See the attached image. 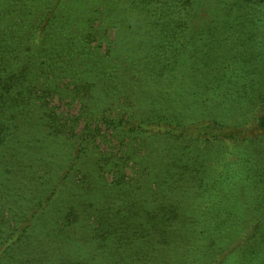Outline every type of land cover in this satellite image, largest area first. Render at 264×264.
Listing matches in <instances>:
<instances>
[{"label": "rangeland", "instance_id": "374dc122", "mask_svg": "<svg viewBox=\"0 0 264 264\" xmlns=\"http://www.w3.org/2000/svg\"><path fill=\"white\" fill-rule=\"evenodd\" d=\"M50 8L51 24L66 48L65 71L72 68L74 80H89L81 87L82 100L92 97L88 103L107 117L124 111L125 103L133 104L127 107L131 113L148 111L155 77L144 89L128 76L155 55L161 61L152 66H169L165 72L179 75L164 91L170 111L189 133L140 136L136 148L128 146L131 157L123 159L130 183L115 184L94 166L100 151L109 148L89 137L92 150L79 165L91 178L85 183L71 176L47 201L56 173L72 154L66 145L76 135H67L66 143L44 142L35 151L33 142L18 143L23 126L12 128L6 151L17 157L0 160V243L13 213L15 220L34 212L39 201L46 204L24 239L10 251L0 245V264H55L61 256L83 260L79 264L119 263L128 254L137 264H264V0H0V32H13V26L30 45L32 28ZM236 88L248 94L227 96ZM70 90L65 108L76 116L81 100ZM179 95L180 103L174 99ZM215 113L240 127L237 137L205 139L211 137L194 132L198 120ZM95 124L102 138L106 128L116 127L100 119ZM128 139L115 132L110 147L116 155ZM70 210L77 214L76 230L66 238L60 217ZM103 226L115 232L99 235ZM209 234L213 239L205 238ZM80 250L86 256L74 260Z\"/></svg>", "mask_w": 264, "mask_h": 264}, {"label": "trees", "instance_id": "16d2710c", "mask_svg": "<svg viewBox=\"0 0 264 264\" xmlns=\"http://www.w3.org/2000/svg\"><path fill=\"white\" fill-rule=\"evenodd\" d=\"M52 13L53 10L50 8L38 23L34 25L32 28L33 35L30 38V41L32 39L33 41L30 45L27 44V41H23V38L22 40L20 39L21 35L13 33L17 30L13 26H11L13 32H8V30L0 32V160L5 159L10 154L6 151V144L9 142V140L7 141L8 135L14 127L20 128L23 126V131L21 130L18 136V143L26 147L29 143L31 145L33 142L35 151L39 147L44 146V142L46 145L51 146L56 138H62L66 143L65 139L67 135H76L73 145L65 144L68 149H70L69 147L72 148V154L65 167L62 165L59 169L60 172L56 173V181L53 188L49 190L50 193L48 199H46L47 201H50L53 195L60 194L63 187L75 175H79L85 183L91 178V175L86 174L87 171L84 173L79 165L82 158L88 156L87 154L92 150L88 146V143H90L89 137L94 138V140L97 137L99 142L109 148L100 151V157L94 166L99 174L109 175L112 183L115 184L122 181L130 183V181L126 180L127 177L123 173V159H126L127 155L129 156L128 158L131 157L128 146L132 144L136 148L137 144H139L137 141L140 139V136L172 135L180 137L185 133H189V127L182 125L181 121L177 118L178 113L174 109L172 112L170 111L166 100L169 94L164 91L166 82L171 79L175 80L179 75L173 70L165 72L164 70L169 66H165L164 69H157L152 66V64L161 61L155 55L152 58L149 57L145 67L131 71L130 76H128L129 80L133 83L137 84L142 81L144 89L147 88L146 86H150L152 78L155 77L156 88L147 105L149 107L148 111L138 108L137 112L131 113L132 110H128L127 107L133 104L125 103L126 109L124 111L119 110L118 112L117 109L116 116L110 115L107 117L106 113H101L104 110H100L88 103V100L92 99V97L85 96L82 100L83 95H80V93L83 91L81 87L86 85L89 80L82 78L83 76L74 80L73 77L76 74L71 73L73 69L65 71L66 59L64 58L66 48L62 46L63 44H59L60 38L58 36L60 32L55 30L51 24ZM22 21L24 24L28 23L25 18H22ZM69 62L70 59H67V64ZM127 68L129 69L128 64ZM70 86L75 91L74 96L81 100V105L80 108L78 107L76 116L71 114L70 109L65 108L67 96L71 93ZM88 87L91 88L92 84H89ZM115 88H118V86L116 85ZM236 89L227 91V96L238 93L239 88ZM146 92L152 93L151 89ZM244 92V94L239 92L237 96L243 97L248 94L247 89ZM177 97H174V99L180 103L179 100L182 97L181 95ZM260 103L262 106L260 124L264 127V93L260 96ZM84 110L90 111L88 116H85ZM219 114H207L203 119L198 120L195 123L194 132L211 137L205 139H231L237 137L240 127L234 125V123L222 120ZM83 116L86 118L84 125L77 130V121L81 120L80 117ZM96 119H100L102 122L112 121V125L116 127L115 129H110L111 131H107L106 128V135H103L106 137L102 138L96 133V131H99L98 125L95 124ZM92 124H95L93 128H91ZM115 132L121 137L123 135L124 138H130L126 143L123 142L124 140L120 143H124L123 146L126 145L125 149H122L123 146L118 148L121 152L120 155H116L115 148L111 149L113 147L111 141L115 138ZM10 155L11 157H17V152L12 151ZM72 171H75L74 175ZM142 174H144L143 171ZM39 178L40 175L37 179ZM6 187L7 192L12 191L8 186ZM13 195L12 191L10 197ZM10 197L7 196V198ZM21 198L19 197V201ZM44 204H46L45 199L36 204L34 212L21 215L15 220V213L12 214L13 217L10 219L11 223L6 238L0 243L1 246L5 245V251H10L14 242L22 240L28 235L32 219L40 215V209L44 207ZM8 210L12 211L13 208L8 207ZM74 212L70 210L60 217L63 227H60L59 230L63 231L66 238L74 234L75 231L72 229L76 230L77 214ZM127 216H130V214ZM106 223V220L100 221L102 225ZM111 232H115V230L108 226H103L99 235L105 233L107 235ZM208 237H211L210 234L205 238ZM211 239L213 238L211 237ZM127 243H129L128 239L126 240ZM251 252V257H253L256 251ZM85 256L86 253L80 250V255L73 259L77 260L79 257ZM128 256V260L124 256L125 260L119 263H115V260H113V262L103 264H137L133 254H128ZM81 261L83 260L68 262L63 260V256H61L55 264H79L78 262ZM34 264L42 263L36 262ZM82 264L96 263L83 262Z\"/></svg>", "mask_w": 264, "mask_h": 264}]
</instances>
